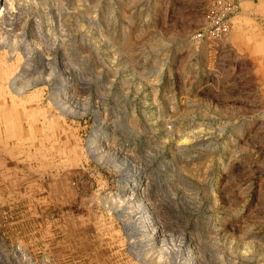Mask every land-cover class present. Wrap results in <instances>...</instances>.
<instances>
[{"label":"rangeland","instance_id":"obj_1","mask_svg":"<svg viewBox=\"0 0 264 264\" xmlns=\"http://www.w3.org/2000/svg\"><path fill=\"white\" fill-rule=\"evenodd\" d=\"M142 2L0 0V264H264V14Z\"/></svg>","mask_w":264,"mask_h":264},{"label":"crops","instance_id":"obj_2","mask_svg":"<svg viewBox=\"0 0 264 264\" xmlns=\"http://www.w3.org/2000/svg\"><path fill=\"white\" fill-rule=\"evenodd\" d=\"M212 0H143L142 5L144 7L158 6L160 10V16H167V13L173 15H202L200 19L201 27L204 22L205 12L208 9ZM240 1V11L232 18V33L230 34L231 39L238 40L242 37H246L251 34L252 31H257L256 23L254 22L260 15L264 14V0H235ZM172 7V8H171ZM172 9V10H171ZM200 9L204 12H201ZM245 10V11H244ZM178 18L172 17L169 22L177 23ZM161 21V18H160ZM163 21V20H162ZM200 27V28H201ZM200 28L198 30H200ZM196 30V31H198ZM188 33H181L175 36L186 37ZM236 37V38H235Z\"/></svg>","mask_w":264,"mask_h":264},{"label":"built area","instance_id":"obj_3","mask_svg":"<svg viewBox=\"0 0 264 264\" xmlns=\"http://www.w3.org/2000/svg\"><path fill=\"white\" fill-rule=\"evenodd\" d=\"M240 8V1L212 0L205 12L203 25L194 33L192 40L213 42L227 37L231 32V20Z\"/></svg>","mask_w":264,"mask_h":264},{"label":"bare ground","instance_id":"obj_4","mask_svg":"<svg viewBox=\"0 0 264 264\" xmlns=\"http://www.w3.org/2000/svg\"><path fill=\"white\" fill-rule=\"evenodd\" d=\"M2 6V5H1ZM245 11V10H244ZM185 32V31H184ZM254 34V33H253ZM21 91V90H20ZM23 92V91H22ZM16 93H19V91L17 90L16 91ZM65 94V93H64ZM10 107L9 106H7L6 104H2L1 105V107H0V113H1V115H2V117H4V118H8V117H10L11 116V114H10ZM34 115V114H33ZM33 119V118H32ZM5 123V122H4ZM53 125V124H52ZM32 130H33V128H31ZM35 129H38V127H34V130ZM15 137V136H14ZM17 137V136H16ZM15 137V138H16ZM24 140H25V142H24ZM5 142V141H4ZM7 142V141H6ZM28 141H27V139H20V140H18L17 141V144H20V145H22V147H24V146H27V143ZM5 144V143H4ZM14 148V147H13ZM21 150V149H20ZM20 153V152H19ZM25 154V153H24ZM13 157V156H12ZM14 158V157H13ZM19 157H17V158H14L16 161H17V159H18ZM11 161H13V160H11ZM28 173V172H27Z\"/></svg>","mask_w":264,"mask_h":264}]
</instances>
